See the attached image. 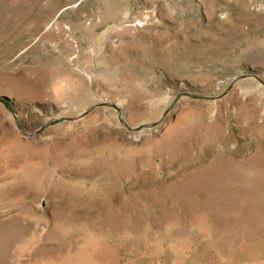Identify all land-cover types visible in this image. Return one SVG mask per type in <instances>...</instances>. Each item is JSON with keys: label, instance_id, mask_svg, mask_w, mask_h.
<instances>
[{"label": "rangeland", "instance_id": "rangeland-1", "mask_svg": "<svg viewBox=\"0 0 264 264\" xmlns=\"http://www.w3.org/2000/svg\"><path fill=\"white\" fill-rule=\"evenodd\" d=\"M0 264H264V0H0Z\"/></svg>", "mask_w": 264, "mask_h": 264}]
</instances>
